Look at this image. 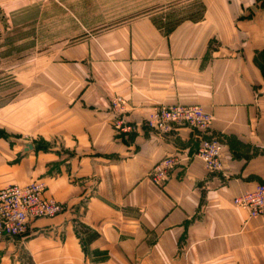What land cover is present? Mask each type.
<instances>
[{"label": "crops", "instance_id": "obj_1", "mask_svg": "<svg viewBox=\"0 0 264 264\" xmlns=\"http://www.w3.org/2000/svg\"><path fill=\"white\" fill-rule=\"evenodd\" d=\"M133 4L93 39L62 43L58 77L48 54L42 70L36 59L28 77H16L29 89L19 98L36 109L5 124L30 140L0 143V188L41 180L64 209L0 238V264H11V250H26L32 264H264V220L233 203L264 183V0ZM147 4L155 8L132 14ZM171 6L186 16L166 22ZM115 96L130 132L115 129ZM176 103L212 115L222 170L206 171L194 129L147 125L154 107ZM169 155L176 164L157 185L149 173Z\"/></svg>", "mask_w": 264, "mask_h": 264}, {"label": "rangeland", "instance_id": "obj_2", "mask_svg": "<svg viewBox=\"0 0 264 264\" xmlns=\"http://www.w3.org/2000/svg\"><path fill=\"white\" fill-rule=\"evenodd\" d=\"M135 1L0 0V143L4 142L3 145L17 148L22 141L30 140L29 133L22 132L16 135L9 132L5 126L21 125L23 123L21 115L33 108L37 102L19 98L27 93L23 91L26 90L23 88L24 84L16 77L20 76V73L26 74V77L30 75L29 61L43 59L38 63L37 70L40 71L44 65L42 62L48 54L49 58L53 57L54 66L51 69L53 76L58 77L62 74L59 64L65 60L62 59V53L58 52L62 43L70 45L84 38L93 39L98 26L104 23L109 24L108 26L116 25L126 17L120 12L131 10L132 5L136 6L133 4ZM154 6L147 4L133 10L132 14L136 15L144 9H154ZM166 14V19H170L166 21L168 23L186 16L174 6H171ZM53 46V50L47 53L46 49ZM26 91L29 92V89ZM41 107V104L38 105V111ZM6 255L11 264L19 258L23 259L22 264H32L26 250L18 254L11 250Z\"/></svg>", "mask_w": 264, "mask_h": 264}, {"label": "built area", "instance_id": "obj_3", "mask_svg": "<svg viewBox=\"0 0 264 264\" xmlns=\"http://www.w3.org/2000/svg\"><path fill=\"white\" fill-rule=\"evenodd\" d=\"M264 79V70H263ZM124 100L120 96L111 99V108L117 115L115 129L118 133L130 132L133 126L123 113ZM147 125L160 134L175 125L188 126L199 134L196 155L207 172L222 170L224 144L218 135H209L212 115L199 105L159 104L145 119ZM175 156L169 155L156 162L149 173L151 181L162 185L175 166ZM46 185L41 180L26 184H9L0 188V238H13L27 233L31 223L39 218H49L60 214L64 207L57 200L45 196ZM236 206L247 210L249 217L264 220V183H256L233 198Z\"/></svg>", "mask_w": 264, "mask_h": 264}, {"label": "water", "instance_id": "obj_4", "mask_svg": "<svg viewBox=\"0 0 264 264\" xmlns=\"http://www.w3.org/2000/svg\"><path fill=\"white\" fill-rule=\"evenodd\" d=\"M27 146H28V147H31V145H30V144H28Z\"/></svg>", "mask_w": 264, "mask_h": 264}, {"label": "trees", "instance_id": "obj_5", "mask_svg": "<svg viewBox=\"0 0 264 264\" xmlns=\"http://www.w3.org/2000/svg\"><path fill=\"white\" fill-rule=\"evenodd\" d=\"M94 235H95V233L92 234V236H94ZM92 236H91V237H92Z\"/></svg>", "mask_w": 264, "mask_h": 264}]
</instances>
